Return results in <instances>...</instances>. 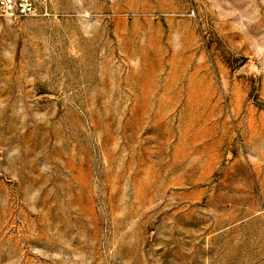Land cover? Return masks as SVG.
<instances>
[{"label":"rangeland","instance_id":"374dc122","mask_svg":"<svg viewBox=\"0 0 264 264\" xmlns=\"http://www.w3.org/2000/svg\"><path fill=\"white\" fill-rule=\"evenodd\" d=\"M0 264H264V0L0 18Z\"/></svg>","mask_w":264,"mask_h":264},{"label":"built area","instance_id":"2783aa9c","mask_svg":"<svg viewBox=\"0 0 264 264\" xmlns=\"http://www.w3.org/2000/svg\"><path fill=\"white\" fill-rule=\"evenodd\" d=\"M49 0H0V18L45 17Z\"/></svg>","mask_w":264,"mask_h":264}]
</instances>
